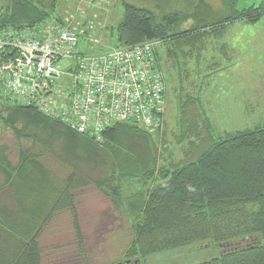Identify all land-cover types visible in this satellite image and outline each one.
<instances>
[{"label":"trees","instance_id":"obj_1","mask_svg":"<svg viewBox=\"0 0 264 264\" xmlns=\"http://www.w3.org/2000/svg\"><path fill=\"white\" fill-rule=\"evenodd\" d=\"M220 1L221 11L193 0L184 11L161 15L121 1L123 19L116 26V46L155 43L157 69L166 86L165 105L167 82L160 47L169 48L179 67L181 58L193 53L199 57L207 41H221L230 24H254L264 14L262 4L238 10L239 0ZM57 4L58 0H11L0 14V31L51 20L61 24L60 17L52 18ZM188 21L193 22L191 29L179 32L177 28ZM0 99L7 101L1 104L3 125L18 141L29 142L14 164L7 148L0 146V195L6 193L12 203L0 207V264H41L38 237L55 213L66 210L76 242L83 247L74 193L88 187L105 196L114 209L126 208L135 219L123 263L137 264L151 255L206 242L226 251L200 264H264V124L218 136L200 99L181 94L175 143L184 148L182 159L175 162L164 156L165 110L153 131L118 123L96 142L33 107L2 94ZM39 133L49 139L43 141ZM58 139L61 144L55 147ZM45 156L70 173L61 179L49 172L41 162ZM124 181L141 185L138 197L124 195Z\"/></svg>","mask_w":264,"mask_h":264},{"label":"rangeland","instance_id":"obj_2","mask_svg":"<svg viewBox=\"0 0 264 264\" xmlns=\"http://www.w3.org/2000/svg\"><path fill=\"white\" fill-rule=\"evenodd\" d=\"M11 0H0V14ZM122 0H58L52 18L60 17L61 24L82 26L90 34L81 39L77 51L84 55L111 52L118 48L115 43L116 26L123 19ZM129 3L150 8L156 15L170 10L184 11L193 0H158L146 4L144 0H127ZM216 11L223 9L220 0H203ZM264 0H239L238 10L258 6ZM264 4V3H263ZM160 13V14H159ZM193 26L188 21L177 28L187 31ZM158 45V43H157ZM156 45V46H157ZM159 46V45H158ZM224 48H221V47ZM159 49V48H158ZM167 50V56L164 54ZM161 69L167 82L166 105L163 127L166 129L165 142L168 161L182 159L184 145L175 142L179 136L177 124L178 105L181 94L198 97L210 119L216 135L251 130L264 124V14L254 24H230L221 41H207L204 52L189 58H181L179 67L174 65L170 50L160 47ZM7 101L0 99L1 104ZM164 130V129H163ZM44 141L49 138L39 133ZM61 142L54 141L55 147ZM0 146L8 150V160L16 163L19 150L29 148V142L18 141L11 130L0 120ZM22 149V150H23ZM160 160L161 156L159 155ZM42 164L54 175L64 179L70 171L45 156ZM97 176V175H96ZM136 181L123 182L124 195L138 197L143 190ZM85 201L77 198L80 211L79 227L83 247L76 242V233L69 215H53V221L43 228L37 244L41 252V264H134L125 262L123 254L131 242L135 219L128 215L126 208H116L117 222L101 223L102 214H85ZM12 205L6 193L0 196V207ZM79 205V206H78ZM106 206L105 203L102 204ZM101 205V206H102ZM100 207V204H99ZM91 213V212H90ZM113 216L107 219L111 221ZM137 220V219H136ZM113 223V221H112ZM53 226V227H50ZM47 230V231H46ZM226 251L211 243H197L181 249L169 250L138 260L137 264H200ZM136 264V263H135Z\"/></svg>","mask_w":264,"mask_h":264},{"label":"built area","instance_id":"obj_3","mask_svg":"<svg viewBox=\"0 0 264 264\" xmlns=\"http://www.w3.org/2000/svg\"><path fill=\"white\" fill-rule=\"evenodd\" d=\"M87 29L51 20L1 30L0 94L96 142L118 123L156 129L166 86L155 43L84 55Z\"/></svg>","mask_w":264,"mask_h":264},{"label":"crops","instance_id":"obj_4","mask_svg":"<svg viewBox=\"0 0 264 264\" xmlns=\"http://www.w3.org/2000/svg\"><path fill=\"white\" fill-rule=\"evenodd\" d=\"M263 3L264 2L262 1L261 4L264 6ZM2 195L3 194H1L0 196H2ZM74 197H75V208H76V211H77V214H78V221L80 220L79 217H80V211H81V209L79 210V208L77 207V204H76L77 203V198L82 199V200L85 201L83 203L84 205H86V207H85V214L84 215H86L88 213L89 214H102L103 217H104V218H101V223L102 224L103 223H106L107 225H109V224L112 225V224H114V222L115 223L117 222L114 214L116 212H118V213H121V212L120 211H117L116 209H114L112 207L110 201L105 196H103L100 192H98L94 187H88V188H85L83 190L77 191V192L74 193ZM103 203H105L106 206H103L102 205ZM99 204H100V207H99ZM59 213L60 214H64V215H65V213L68 214L69 215V218H70V221H71V224H72V219H71V215H70V212L69 211L66 210V211H62V212H57L54 215H57ZM110 216H113L112 219H111V221H109L107 219ZM53 217H55V216H53ZM52 221H53V219H51L48 222L47 226H49V224H51ZM112 221H113V223H112ZM79 225H80V223H79ZM47 226H46V229H47ZM50 227H53V226H50ZM72 227H73V225H72Z\"/></svg>","mask_w":264,"mask_h":264}]
</instances>
